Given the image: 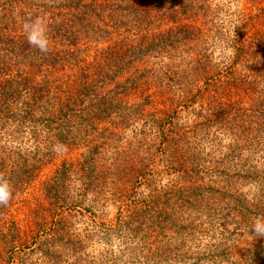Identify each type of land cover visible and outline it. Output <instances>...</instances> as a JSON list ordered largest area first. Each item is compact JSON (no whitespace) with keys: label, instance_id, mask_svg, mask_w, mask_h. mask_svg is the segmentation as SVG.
<instances>
[{"label":"rangeland","instance_id":"obj_1","mask_svg":"<svg viewBox=\"0 0 264 264\" xmlns=\"http://www.w3.org/2000/svg\"><path fill=\"white\" fill-rule=\"evenodd\" d=\"M31 1L49 17L61 14L64 8L76 3V0ZM203 4L204 14L208 12L204 16V31L212 30L211 35L218 34L217 38L213 36L208 43L196 46L192 40L196 33L189 30L188 36L173 47L170 42L167 44L170 50L165 49V56L157 54L161 53L156 49L159 47L144 45L146 38L137 42L145 49L139 47L134 52L126 46L127 61L129 56L133 61L144 60L138 66L129 64L130 69L125 70L126 78L133 75L136 78L131 80L133 84L127 83L126 93L118 96L104 91L97 96L100 91L96 90L95 95L76 108L72 113L74 118L71 117L75 125L61 134L68 141L53 147V153L49 150L52 154L45 156L43 165H36L39 175L31 183L18 182L7 172L14 185V198L7 207L0 206V264H231L236 258L231 253L229 258L209 256L207 239L191 246L180 245L184 251L181 256L175 254L171 260H161L157 254L161 240L162 245L166 243L175 248L174 238L170 239L173 229L160 234L156 226L138 224L143 219L135 223V218L131 217L136 209L134 201L146 199L154 190L166 189L181 177L183 168H190L173 163L180 160L172 156L176 151L182 155L195 149L202 150L201 154L209 153L211 142L216 144L213 138L218 134L206 130L195 135L193 128L196 115L206 114L208 108V101H201L200 97L203 83L199 81L185 98L179 97L181 89L193 87L194 75H198L199 65L202 66L200 62H191L188 55L192 53L194 59L195 53L202 55L206 46L211 65L214 69H223L234 41L239 40L242 33H247V38L264 36V0H203ZM9 5L7 16L0 15L2 49L12 48L11 37L18 40L23 36L16 13L10 12ZM0 9L3 12L1 6ZM161 13V20L150 27L151 34L173 26L172 13ZM119 20L116 22L123 23L124 27L120 33L130 37L124 42L135 43L137 37L130 34L135 33L133 17L126 18L125 23L123 18ZM186 24L194 27L196 22L193 19L183 23L185 27ZM89 37L81 41L76 51L82 60L79 67L98 61L110 46L102 40L86 41ZM228 49L231 51L226 54ZM73 88L82 90L76 85ZM103 96L107 99L104 104L115 108L105 119L96 117L101 113L94 108L101 104ZM241 98L245 101L244 110L253 107L250 95ZM193 101L196 102L191 105ZM228 101L222 99L226 103L223 110L217 102L221 112L231 109V101ZM82 118L89 126H82ZM3 128L0 157L29 149L32 135L17 122L9 121ZM9 169L0 160V173L5 174ZM51 189L53 194L67 199V203L51 197ZM165 210L175 217V209ZM186 212L177 209L175 218L182 221ZM241 239L240 249L247 247L250 241L245 240V234Z\"/></svg>","mask_w":264,"mask_h":264},{"label":"trees","instance_id":"obj_2","mask_svg":"<svg viewBox=\"0 0 264 264\" xmlns=\"http://www.w3.org/2000/svg\"><path fill=\"white\" fill-rule=\"evenodd\" d=\"M8 5L17 20L24 12L42 10L31 0H1L3 18L7 16ZM64 9L61 14H51L53 44L49 53L42 54L30 47L24 36L18 40L11 37L12 48H0V133H4L3 127L11 121L32 135L29 149L0 157L3 164L10 167L5 174L9 172L21 183H31L39 175L36 165H43L45 156L51 153L49 150L53 153V147L65 145L68 140L61 134L75 125L73 111L95 95L96 90L100 91L97 96L104 91L119 96L126 93L129 81V85L133 84L131 80L135 81V76L126 78L125 70L129 64L138 66L144 60L133 61L129 56L127 61L126 46L134 52L144 45L159 47L156 49L161 53L157 54L165 56V49L170 50L167 44L170 42L173 47L188 36L189 30L196 33L192 39L196 46L218 36H212L210 29L204 31V16L208 12L204 14L203 0H76L74 6ZM161 11L172 13L173 26L151 34L150 27L161 20ZM129 17L134 20L135 33L130 34L137 37L135 43L124 42L130 37L120 33L123 23L116 22L123 18L125 23ZM193 19L194 27L183 25ZM86 37H89L86 41L102 40L110 46L98 61L79 67L82 60L76 51ZM145 38L144 45L137 43ZM204 49L202 55L196 52L194 59L192 53L188 55L191 62H200L202 66L199 65L198 75H194L193 87L181 89L179 97L185 98L198 83H203L200 97L201 101H208V108L206 114L196 115L193 128L195 135L206 130L218 134L213 138L216 144L210 140L209 153L201 154L202 150L195 149L182 155L176 151L172 156L180 160L173 163L190 168H183L181 177L166 189L154 190L146 199L134 201L136 209L131 217L135 218V223L143 219L138 224L156 226L160 234L173 229L170 239L174 238L175 248L166 243L162 245L161 240L157 252L161 260H171L175 254L181 256L184 245L209 239L207 254L211 257L229 258L231 253L236 256L231 264H264V237H256L251 228L254 218L264 215V36L247 38V33H242L240 39L234 41L223 69H214L209 49L206 46ZM73 85L82 90L74 89ZM242 95H250L254 100L252 108L243 109ZM234 97L238 98L232 101ZM100 98L101 104L94 108L101 114L96 117L105 119L115 108L104 104L105 96ZM223 98L231 101L230 113L218 108L217 102L222 110L226 107ZM81 122L82 126H89L86 119L82 118ZM52 192L51 189V197L67 203V199ZM166 208L175 209V217L177 209L187 210L182 218L184 224L168 214ZM128 224H132L131 221ZM243 234L245 240L250 241L247 247L240 249Z\"/></svg>","mask_w":264,"mask_h":264},{"label":"clouds","instance_id":"obj_3","mask_svg":"<svg viewBox=\"0 0 264 264\" xmlns=\"http://www.w3.org/2000/svg\"><path fill=\"white\" fill-rule=\"evenodd\" d=\"M19 29L27 44L42 54L52 50V21L46 12H24L18 20ZM226 50V54L230 53ZM14 198V185L4 173H0V206L7 207ZM252 231L256 237H264V215L252 221Z\"/></svg>","mask_w":264,"mask_h":264}]
</instances>
